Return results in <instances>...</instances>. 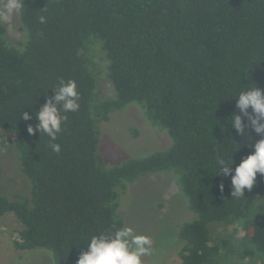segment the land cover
<instances>
[{
	"label": "trees",
	"instance_id": "obj_1",
	"mask_svg": "<svg viewBox=\"0 0 264 264\" xmlns=\"http://www.w3.org/2000/svg\"><path fill=\"white\" fill-rule=\"evenodd\" d=\"M19 17L20 45L0 23V139L15 146L32 186L28 200L0 194V215L13 213L23 226L15 248L77 264L91 237L125 227L118 210L128 185L169 173L195 214L179 228L180 264H226L236 253L264 264V176L237 198L215 163L225 154L239 164L264 138L247 117L242 135L230 123L241 115L238 92L264 89V0H23ZM96 57L110 98L100 96ZM61 79L76 82L78 111L62 113L55 141L30 135ZM131 105L166 130L171 145L107 166L100 125ZM227 227L235 244L221 233Z\"/></svg>",
	"mask_w": 264,
	"mask_h": 264
},
{
	"label": "rangeland",
	"instance_id": "obj_2",
	"mask_svg": "<svg viewBox=\"0 0 264 264\" xmlns=\"http://www.w3.org/2000/svg\"><path fill=\"white\" fill-rule=\"evenodd\" d=\"M0 23L5 26L10 43L20 45L24 42L25 31L19 15L7 21L0 18ZM102 52L109 64L106 52L103 49ZM99 58L102 59L94 58L99 64V93L102 98H110L113 91L104 73L105 62ZM100 131L99 151L107 166L146 157L171 145L167 131L151 126L136 105L113 112L109 121L100 125ZM7 141V138L5 142L0 139V194L10 200L31 199V182L20 169L19 152ZM176 181L169 173L147 175L128 185L119 197L118 213L123 216L125 227L132 228L136 235L149 237L152 242L149 254L143 257V264L181 262L179 252L184 242L179 237V228L193 220L195 214L189 209L187 198ZM22 228L13 213L0 215V264H55L47 250L21 252L15 248L14 242L19 239ZM232 230V227L221 230L231 242ZM254 260L248 258L245 262L236 253L226 264H263V258Z\"/></svg>",
	"mask_w": 264,
	"mask_h": 264
},
{
	"label": "clouds",
	"instance_id": "obj_3",
	"mask_svg": "<svg viewBox=\"0 0 264 264\" xmlns=\"http://www.w3.org/2000/svg\"><path fill=\"white\" fill-rule=\"evenodd\" d=\"M23 8V0H0V18L5 21L18 16ZM41 23L46 18L41 16ZM54 96L49 99L36 113V128L29 126L27 131L30 135L34 131L46 134L51 140L57 139V134L62 131V124L67 120L62 113L78 111L79 93L74 80L65 82L60 80L59 86L53 91ZM236 106L241 115L235 116L230 121L238 135L245 131L242 117H247L254 131L264 137V89L256 84L240 90L236 96ZM251 110V111H250ZM30 117L24 112L21 119L28 120ZM54 152H60V145H50ZM254 150L241 159L239 164L235 162L234 156L218 155L215 163L219 175L231 176L232 193L234 197L244 196L245 190L251 191L258 175L264 176V138L255 142ZM234 169V174L232 170ZM218 175V176H219ZM223 189V185H221ZM151 240L144 235H136L129 227H121L108 234L101 233L91 237L87 244V250L82 252L77 264H143V257L150 251Z\"/></svg>",
	"mask_w": 264,
	"mask_h": 264
}]
</instances>
